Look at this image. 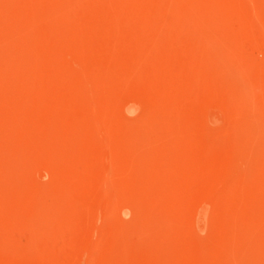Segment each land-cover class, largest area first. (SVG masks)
<instances>
[{
    "label": "rangeland",
    "instance_id": "1",
    "mask_svg": "<svg viewBox=\"0 0 264 264\" xmlns=\"http://www.w3.org/2000/svg\"><path fill=\"white\" fill-rule=\"evenodd\" d=\"M0 264H264V0H0Z\"/></svg>",
    "mask_w": 264,
    "mask_h": 264
}]
</instances>
